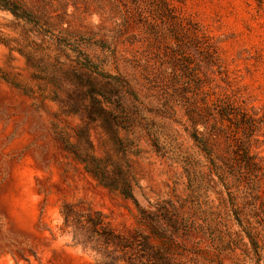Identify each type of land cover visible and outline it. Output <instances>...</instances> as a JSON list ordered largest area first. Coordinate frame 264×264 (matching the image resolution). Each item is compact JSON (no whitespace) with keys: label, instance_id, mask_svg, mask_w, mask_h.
Listing matches in <instances>:
<instances>
[{"label":"rangeland","instance_id":"obj_1","mask_svg":"<svg viewBox=\"0 0 264 264\" xmlns=\"http://www.w3.org/2000/svg\"><path fill=\"white\" fill-rule=\"evenodd\" d=\"M10 1L0 264H264V0ZM76 52L125 86L134 126L92 125L91 156L129 170L141 211L65 150L81 121L53 74Z\"/></svg>","mask_w":264,"mask_h":264},{"label":"trees","instance_id":"obj_2","mask_svg":"<svg viewBox=\"0 0 264 264\" xmlns=\"http://www.w3.org/2000/svg\"><path fill=\"white\" fill-rule=\"evenodd\" d=\"M0 9L10 12L17 20L25 19L10 0H0ZM76 53L80 55V52ZM81 57L84 62L80 65L75 66L71 64L73 62L67 65L62 62L53 74L58 80L60 91L52 101L61 105L62 114L81 121L75 132L78 142L70 143L64 140L65 150L79 163L84 164L87 173L99 184L111 191L120 192L123 197L132 200L141 211L132 192L133 183L129 170L116 163L106 166L104 160L91 156L94 149L90 133L92 125H98L107 138L117 144L123 141L120 136V123L127 124L128 130L134 126L131 106L123 90L125 86L118 78L100 72L87 56L80 55ZM104 239L110 241L108 236H104ZM143 244L150 252L149 255H153L154 246L151 240L144 238ZM114 261L106 255L102 256L100 262L115 264Z\"/></svg>","mask_w":264,"mask_h":264}]
</instances>
